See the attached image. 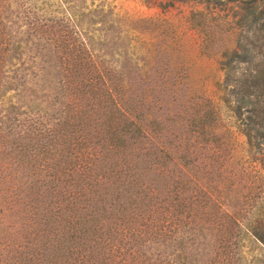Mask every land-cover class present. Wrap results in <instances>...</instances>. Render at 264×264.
Returning <instances> with one entry per match:
<instances>
[{"label": "trees", "instance_id": "1", "mask_svg": "<svg viewBox=\"0 0 264 264\" xmlns=\"http://www.w3.org/2000/svg\"><path fill=\"white\" fill-rule=\"evenodd\" d=\"M195 1L216 98L163 18L130 71L0 0V264H264V0Z\"/></svg>", "mask_w": 264, "mask_h": 264}, {"label": "rangeland", "instance_id": "2", "mask_svg": "<svg viewBox=\"0 0 264 264\" xmlns=\"http://www.w3.org/2000/svg\"><path fill=\"white\" fill-rule=\"evenodd\" d=\"M25 1L47 15L64 11L72 14L82 30L92 36L93 42L102 44L101 52L116 64H126L130 71L134 69L135 64L139 65L147 59L150 52L147 47L154 41L150 32L135 28L133 20L142 16L163 18L176 28L183 47H186L185 57L189 60L192 83L214 98L218 95L216 81H222L223 70L219 68L216 56L199 52L197 32L187 20L190 9L197 6L195 0ZM165 21L160 25H164ZM238 139L243 140V136L239 135Z\"/></svg>", "mask_w": 264, "mask_h": 264}]
</instances>
